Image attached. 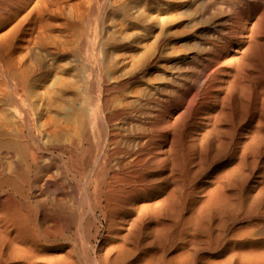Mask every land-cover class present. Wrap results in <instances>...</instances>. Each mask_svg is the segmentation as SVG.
Returning <instances> with one entry per match:
<instances>
[{
    "label": "bare ground",
    "instance_id": "1",
    "mask_svg": "<svg viewBox=\"0 0 264 264\" xmlns=\"http://www.w3.org/2000/svg\"><path fill=\"white\" fill-rule=\"evenodd\" d=\"M44 1L0 0V264H264V0L84 16L51 93Z\"/></svg>",
    "mask_w": 264,
    "mask_h": 264
},
{
    "label": "rangeland",
    "instance_id": "2",
    "mask_svg": "<svg viewBox=\"0 0 264 264\" xmlns=\"http://www.w3.org/2000/svg\"><path fill=\"white\" fill-rule=\"evenodd\" d=\"M45 2V5L47 6V4H49L50 5V7L49 6H47V7H49L48 8V10H50L51 9V11L53 10L55 13H53V14H51V12L50 11H48V13H46V14H44V16H42V17H39L38 18V22H37V25H36V27H33V30L32 31H30L31 33L33 32V31H35V32H33L32 33V44H31V48L33 49V52L32 53H30L29 54V57H27L26 59H25V66L24 67H29L30 65L31 66H34L35 67V64H36V62H35V58H37V55L39 56V55H43V53L44 52H42L41 50H40V48L39 47H41L40 45H39V41H42V42H44V40L45 41H49V45L48 44H46L47 45V49H49V50H51V52H52V50H53V54H55V55H53L51 52V58L48 56V57H46L47 58V62L45 61L44 62V60H46V59H44V55H43V59H42V61H41V63H39L40 64V66L41 67H43V69L41 68V69H39V65L38 66H36L35 68H37V69H39V70H37V72L34 74V78H36V80H39V82L38 81H36V82H38V85H40L41 87H39V88H37L39 91H42V92H47L46 90H48V92H50L52 89V92H54V91H56V90H58V88H59V86H57L56 84H58L59 83V78L57 79V78H55L56 79V82H54L55 81V79H54V77L56 76H58V74H59V68H60V66L59 65H62V64H64V63H66V61H65V59H63V57H62V52H63V50L64 51H67V52H69V51H71V49L73 50V47L75 48L76 46V44H75V42L77 41V38H75V40H74V34H76L78 31H81L80 29H82L83 27V25L84 24H88L87 23V21L85 22V18L87 17L88 18V20H89V22L90 23H93V22H96V20H97V23H99V19H100V23L103 21V25H105V23H107L105 26H109L110 24V19L111 18H109V17H111V16H109V15H111V14H109L110 13V11L112 12V11H114V13H113V15L115 14V17H116V22L117 23H119V19L120 18H122V14H120L121 13V11H119L118 9L119 8H117L118 6L120 7V5H122V3L124 2V0L122 1V0H48V3H46V0L44 1ZM60 2V3H59ZM75 2V3H74ZM77 2V3H76ZM112 2V3H111ZM115 4H114V3ZM71 3H73V4H71ZM79 3V4H78ZM52 4V5H51ZM58 4V5H57ZM113 4V5H112ZM70 5V6H69ZM112 5V6H111ZM116 5V6H115ZM80 6V7H79ZM109 6V7H108ZM113 6H115V7H113ZM56 7H58V8H56ZM70 7V8H69ZM74 7H76V8H74ZM79 7V8H78ZM98 7V8H97ZM102 7V8H101ZM114 9H113V8ZM58 9L57 11H56V9ZM69 8V9H68ZM109 8V9H108ZM112 8V10H110ZM67 9V10H66ZM72 9V10H71ZM75 9H77L76 11H75ZM79 9H81V10H79ZM98 9H99V11H98ZM59 10H60V13H59ZM46 11V12H47ZM65 11V12H64ZM104 11V12H103ZM50 12V13H49ZM58 12V13H57ZM69 12V13H68ZM79 12V13H78ZM84 12V13H83ZM77 13V14H76ZM86 13V14H85ZM48 14V15H47ZM51 14V15H50ZM55 14H57L56 16H55ZM58 14H59V17H58ZM76 14V15H75ZM120 14V15H119ZM54 15V16H53ZM60 15H61V18H60ZM67 15V16H66ZM73 15V16H72ZM67 18H66V17ZM84 16H86V17H84ZM119 16V17H118ZM64 17V18H63ZM69 17V18H68ZM74 17V18H73ZM76 17H78V18H76ZM101 17V18H100ZM41 18V22L39 21V19ZM99 18V19H98ZM109 18V19H108ZM74 19V20H73ZM83 19V20H82ZM92 19V20H91ZM104 19V20H103ZM87 20V19H86ZM102 20V21H101ZM106 20H107V22H106ZM109 20V21H108ZM44 22V23H43ZM55 22H57V23H55ZM82 22H84V23H82ZM74 23H76V24H74ZM99 23V24H100ZM41 24L42 26H40L39 27V25ZM61 24V25H60ZM102 24V23H101ZM62 25H65V26H62ZM70 25V26H69ZM75 25V26H74ZM85 25V26H86ZM37 27H39V28H41V29H39V28H37ZM65 27V28H64ZM71 27V28H70ZM101 27H103L102 25H101ZM34 28H36V29H34ZM37 29H39V31L37 30ZM72 29V30H71ZM79 29V30H78ZM104 29H106V28H104ZM42 30V31H41ZM82 30H85V27H84V29H82ZM41 31V32H40ZM44 31V32H43ZM58 31V32H57ZM37 32V33H36ZM76 32V33H75ZM30 33V34H31ZM40 33V34H39ZM44 33V34H43ZM51 33V34H50ZM36 34H39V35H37V37H36ZM63 34H65V35H63ZM42 35L44 36V38H46V39H43L42 38ZM47 36V37H46ZM36 37V38H35ZM39 37V38H38ZM49 37V38H48ZM39 40H38V39ZM42 40H41V39ZM63 38V39H62ZM66 38H67V40H66ZM35 40V41H34ZM38 42L37 43V45H35V47H34V43L35 42ZM47 42H44V43H47ZM36 44V43H35ZM50 44H54V45H50ZM39 45V46H38ZM38 46V47H37ZM53 47V48H55V50L53 49V48H51V47ZM60 47V48H59ZM36 48H37V51L35 52V50H36ZM39 48V49H38ZM58 50H60V51H58ZM41 51V53H40V51ZM25 51L26 50H23L21 53L19 52V54L21 55L22 53L23 54H25ZM59 53H58V52ZM62 51V52H61ZM35 53V54H34ZM19 54H17L16 53V57L18 56V58H19ZM32 54V55H31ZM37 54V55H36ZM31 55V56H30ZM61 55V56H60ZM54 56V57H53ZM55 56H57V57H55ZM21 57V56H20ZM40 57V56H39ZM62 57V58H61ZM31 58V59H30ZM34 58V59H33ZM52 58H53V60L54 59H56V60H52ZM49 60V61H48ZM50 60H51V62H50ZM57 61V62H56ZM45 63H47V64H45ZM52 65H51V64ZM56 63V64H55ZM57 63H58V65H57ZM33 64V65H32ZM48 64H50V66H46V65H48ZM53 66V67H52ZM56 66L58 67L59 66V68L57 69L56 68ZM34 67H31V69H33ZM47 69H45V68ZM48 67V68H47ZM50 67H52V68H50ZM30 69V68H29ZM45 69V70H44ZM49 69H52V71H50ZM44 70V71H43ZM56 70H58V71H56ZM42 71V72H41ZM48 71V72H47ZM49 71L51 72V73H49ZM56 71V72H55ZM42 73V74H37V73ZM47 73V75L45 74V73ZM49 73V74H48ZM56 73H58V74H56ZM55 74V75H54ZM44 75V76H43ZM38 76H40V77H38ZM44 77V79H43V77ZM38 77V78H37ZM48 77H50V78H48ZM59 77V76H58ZM41 78H42V80H41ZM54 79V81H52ZM58 80V81H57ZM48 81V82H47ZM54 82L53 84H52V82ZM40 83H42V85L40 84ZM45 83H47V84H45ZM54 85V86H52V88H50L51 86L50 85ZM46 85V86H45ZM45 86V87H44ZM55 86H56V88H55ZM38 87V86H37ZM47 87H48V89H47ZM54 87V88H53ZM49 89H51V90H49ZM51 93V92H50ZM83 175H81L79 178L80 179H83V177H82ZM78 196H81V194H80V192L78 191L77 192V197Z\"/></svg>",
    "mask_w": 264,
    "mask_h": 264
}]
</instances>
